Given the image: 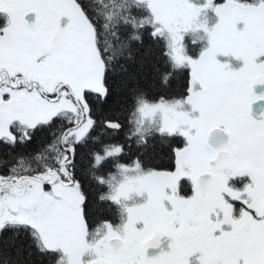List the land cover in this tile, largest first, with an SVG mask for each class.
I'll use <instances>...</instances> for the list:
<instances>
[{
  "label": "snow or ice",
  "instance_id": "6c2138e0",
  "mask_svg": "<svg viewBox=\"0 0 264 264\" xmlns=\"http://www.w3.org/2000/svg\"><path fill=\"white\" fill-rule=\"evenodd\" d=\"M37 261L264 264V0H0V264Z\"/></svg>",
  "mask_w": 264,
  "mask_h": 264
},
{
  "label": "trees",
  "instance_id": "16d2710c",
  "mask_svg": "<svg viewBox=\"0 0 264 264\" xmlns=\"http://www.w3.org/2000/svg\"><path fill=\"white\" fill-rule=\"evenodd\" d=\"M217 2H223V0H217ZM199 49L196 48V51ZM153 65H158L160 68V71L166 70L165 68V62L162 57L158 55V53L149 60L148 65L144 69L143 76L145 77L142 79V85L147 88L150 92V95L153 99H156L159 95H167V96H173L177 92H183L185 89V85L189 82V76L190 71L188 69H185L181 72H178L173 80V83L170 88L163 89L158 85L157 82V76L158 74L154 72ZM113 142H123V133L117 137ZM171 146L173 147H182L181 141L179 137H175L172 140L169 141ZM125 160H127V157H125ZM93 194L95 193V189L92 190ZM111 220L113 223H119V216L115 213L111 215ZM33 261H36L37 258L33 256L31 258ZM38 264V261H37Z\"/></svg>",
  "mask_w": 264,
  "mask_h": 264
},
{
  "label": "rangeland",
  "instance_id": "374dc122",
  "mask_svg": "<svg viewBox=\"0 0 264 264\" xmlns=\"http://www.w3.org/2000/svg\"><path fill=\"white\" fill-rule=\"evenodd\" d=\"M181 144L184 146V139L182 137H179ZM180 147V146H179Z\"/></svg>",
  "mask_w": 264,
  "mask_h": 264
},
{
  "label": "flooded vegetation",
  "instance_id": "af4514ba",
  "mask_svg": "<svg viewBox=\"0 0 264 264\" xmlns=\"http://www.w3.org/2000/svg\"><path fill=\"white\" fill-rule=\"evenodd\" d=\"M190 77V76H189ZM260 90V88H258V91Z\"/></svg>",
  "mask_w": 264,
  "mask_h": 264
},
{
  "label": "water",
  "instance_id": "95a60500",
  "mask_svg": "<svg viewBox=\"0 0 264 264\" xmlns=\"http://www.w3.org/2000/svg\"><path fill=\"white\" fill-rule=\"evenodd\" d=\"M190 79V78H189Z\"/></svg>",
  "mask_w": 264,
  "mask_h": 264
}]
</instances>
